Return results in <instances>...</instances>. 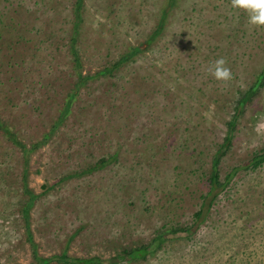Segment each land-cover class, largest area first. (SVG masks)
I'll return each mask as SVG.
<instances>
[{
    "label": "rangeland",
    "instance_id": "rangeland-1",
    "mask_svg": "<svg viewBox=\"0 0 264 264\" xmlns=\"http://www.w3.org/2000/svg\"><path fill=\"white\" fill-rule=\"evenodd\" d=\"M263 70L231 0H0V264H264Z\"/></svg>",
    "mask_w": 264,
    "mask_h": 264
},
{
    "label": "trees",
    "instance_id": "trees-1",
    "mask_svg": "<svg viewBox=\"0 0 264 264\" xmlns=\"http://www.w3.org/2000/svg\"><path fill=\"white\" fill-rule=\"evenodd\" d=\"M125 57H128L127 55ZM122 62V61H121ZM121 62H118L116 64L117 66L120 65ZM264 79V70L261 72V74L258 77L257 82L249 88L248 91H246L244 94H240L238 99L236 100V106L234 108L235 112L232 117V120L228 123L229 127V133L232 134L236 124L238 123V118L240 114H242V109L245 107V105L250 101L252 96L257 91V88L261 85L262 80ZM1 125V124H0ZM231 139V138H230ZM230 139H228V143L230 142ZM101 163H105L104 161H101ZM249 164H253L254 167H260L264 164V146L256 151L253 154V157L251 161H249ZM201 216V213L195 215V217ZM190 229H183L180 227H172L168 229L166 232H163L162 234H159L154 240L151 241V243L139 247H135L132 249L125 250L123 253L118 254L116 260L117 261H141L146 259L147 255L155 254L157 251H159L162 248V245L166 243L167 236L169 234H183L186 232H190ZM57 260L60 258L61 260L66 259L67 257L65 255H61L60 257H56ZM55 259V257H52L50 260H43V264H47L48 262H51ZM59 259V260H60ZM67 260V259H66ZM115 260V258H114ZM68 262L72 264H96L99 263L98 258H92V259H75L71 258L70 260H67Z\"/></svg>",
    "mask_w": 264,
    "mask_h": 264
},
{
    "label": "clouds",
    "instance_id": "clouds-1",
    "mask_svg": "<svg viewBox=\"0 0 264 264\" xmlns=\"http://www.w3.org/2000/svg\"><path fill=\"white\" fill-rule=\"evenodd\" d=\"M231 7L244 10L250 25L264 26V0H231ZM225 63L223 58H218L209 67V72L217 81L228 82L232 79V73Z\"/></svg>",
    "mask_w": 264,
    "mask_h": 264
}]
</instances>
